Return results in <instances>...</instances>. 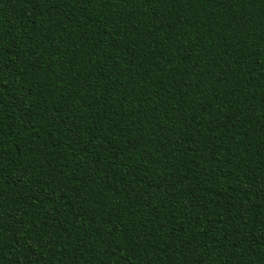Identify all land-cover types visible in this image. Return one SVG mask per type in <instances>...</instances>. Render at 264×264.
Listing matches in <instances>:
<instances>
[{"label": "trees", "instance_id": "16d2710c", "mask_svg": "<svg viewBox=\"0 0 264 264\" xmlns=\"http://www.w3.org/2000/svg\"><path fill=\"white\" fill-rule=\"evenodd\" d=\"M0 264H264V0H0Z\"/></svg>", "mask_w": 264, "mask_h": 264}]
</instances>
